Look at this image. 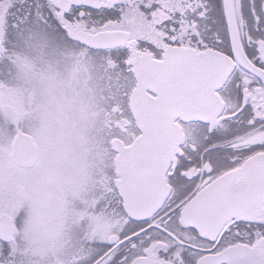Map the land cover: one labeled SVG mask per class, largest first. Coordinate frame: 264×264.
<instances>
[{
    "label": "snow or ice",
    "instance_id": "6c2138e0",
    "mask_svg": "<svg viewBox=\"0 0 264 264\" xmlns=\"http://www.w3.org/2000/svg\"><path fill=\"white\" fill-rule=\"evenodd\" d=\"M132 12L156 43L121 35ZM0 32L96 52L117 79L143 82L146 123L126 142L128 196L157 182L172 191L146 216L129 215L123 195L113 200L119 242L95 241L87 264H133L153 241L160 264H264L219 257L264 240V0H0Z\"/></svg>",
    "mask_w": 264,
    "mask_h": 264
},
{
    "label": "rangeland",
    "instance_id": "374dc122",
    "mask_svg": "<svg viewBox=\"0 0 264 264\" xmlns=\"http://www.w3.org/2000/svg\"><path fill=\"white\" fill-rule=\"evenodd\" d=\"M20 40L21 50L26 53V39ZM38 50L33 43L28 49L30 58L14 60L11 68L16 73L10 72L9 87L0 85V115L7 118L5 123L18 124L39 147L35 167H16L8 156L9 127L0 120V206L15 202L9 209L14 213L23 199L51 205L57 199L54 192L58 187L63 191L61 200L83 199L90 172H100L94 141L101 140L106 132L105 120L99 115L103 103L99 91L106 87L103 67L112 68L113 64L99 54L83 51L70 56L69 62L61 64L64 68L57 67V72L51 73L41 69L47 61L36 56L32 59Z\"/></svg>",
    "mask_w": 264,
    "mask_h": 264
},
{
    "label": "flooded vegetation",
    "instance_id": "af4514ba",
    "mask_svg": "<svg viewBox=\"0 0 264 264\" xmlns=\"http://www.w3.org/2000/svg\"><path fill=\"white\" fill-rule=\"evenodd\" d=\"M165 2L166 0H162V3ZM119 28L121 35L157 42L150 22L138 12L126 14L121 19ZM20 39L9 41L0 32V71L5 63L11 64L17 58L27 59L21 50L22 41L20 51L16 48ZM84 51L88 55L96 53L87 49ZM16 52L20 55H16ZM71 53L69 56L73 57L74 52ZM109 61L113 64L112 60ZM133 84L134 80L127 84L123 83L119 90L121 93L119 102L112 106V117L106 121L109 134L104 138L102 152L97 156L98 161L95 159L100 172H97L98 175L92 174V171L89 173L90 184L87 183L83 199L61 200L59 197L63 191L58 190V187L54 192L57 199L53 200L51 205L49 203L38 205L36 201L23 199L18 203L15 213L9 210L11 203L15 202L7 201L4 208L0 206V215L7 213L14 224L13 240L10 242L0 240V255L7 254L5 264H87L95 241L119 242L118 232L123 227V217L118 219L114 209L109 207L120 195L116 182L121 180L120 175L115 173L116 152L112 150L111 142L118 140L126 146L130 129L137 126L128 101ZM8 156L10 159V154ZM163 183L167 196L172 189L166 182ZM74 193L73 190V195ZM182 222H190L186 213L182 216ZM19 237L21 243L18 242ZM158 246L159 242L153 241L143 248L142 254L137 256L133 264H160L157 257ZM237 253L256 255L259 259H264V240H257L250 247L245 244L226 248L219 257L227 259Z\"/></svg>",
    "mask_w": 264,
    "mask_h": 264
},
{
    "label": "water",
    "instance_id": "95a60500",
    "mask_svg": "<svg viewBox=\"0 0 264 264\" xmlns=\"http://www.w3.org/2000/svg\"><path fill=\"white\" fill-rule=\"evenodd\" d=\"M79 37V34L73 33ZM88 44H95L93 39L87 40ZM143 82L136 84L129 95V108L135 119L136 125L143 127L146 123L145 114L141 107L142 97L140 90ZM152 127L167 133L168 128L160 121H153ZM111 147L116 152L115 173L120 175L121 180L116 182L118 192L124 196L125 208L129 215L146 216L152 214L161 204L166 192L164 183L157 182L148 189V194L135 199L128 196V183L125 175V158L128 148L118 140L111 142ZM11 162L18 168L30 169L37 165L39 148L34 138L21 129H16L10 144ZM14 224L12 218L7 213L0 215V240L10 242L13 240Z\"/></svg>",
    "mask_w": 264,
    "mask_h": 264
},
{
    "label": "bare ground",
    "instance_id": "6f19581e",
    "mask_svg": "<svg viewBox=\"0 0 264 264\" xmlns=\"http://www.w3.org/2000/svg\"><path fill=\"white\" fill-rule=\"evenodd\" d=\"M26 40H30V42L35 41L37 39L31 37V36H27L24 37ZM28 41H25V47H26V43ZM58 45H64V43L62 42L61 44ZM28 46L25 48L26 53H24L27 58H30L29 56H31V54L29 55V51H28ZM43 50L39 49L38 52L36 51L35 56L40 59L43 55ZM87 57L89 58V56L87 55ZM90 66L86 67L89 68ZM41 69H43L44 71H49L51 73H55L57 72V67L54 66L53 63H47L45 62L42 66ZM51 75V74H50ZM103 80H104V84L107 87H104V90L101 89L99 91V93L103 94V103L101 104V106H99V115H102V118L105 120V126L103 128L106 129V132H104V136L103 138H101V140L99 139L98 141H94V143H96V152L98 155L101 154L102 152V143L104 141V138L108 136L109 134V130L108 127L106 126V118L105 116L108 118L112 117V106L114 105V103L119 102V98L121 97V93H120V89L123 87V81L117 79V74L114 71V67L112 68H107L106 66L103 67ZM98 90V89H97ZM105 112V115H104ZM102 113V114H101ZM97 114V113H96ZM18 128L20 129V126L17 124ZM27 133V132H26Z\"/></svg>",
    "mask_w": 264,
    "mask_h": 264
},
{
    "label": "trees",
    "instance_id": "16d2710c",
    "mask_svg": "<svg viewBox=\"0 0 264 264\" xmlns=\"http://www.w3.org/2000/svg\"><path fill=\"white\" fill-rule=\"evenodd\" d=\"M26 41H28L27 42L28 48L31 47L32 44L34 43L35 45H37L38 49H42L44 52H43V55L41 58L44 61L52 62L54 64V66L59 67V69H61L62 67L64 68V66L61 64H65V63L69 62V60L72 59L70 56H68L66 54L74 52L73 53L74 55H80L84 51V49L77 47L75 45H68L66 43L64 45H58V44L62 43L60 41H47L46 42L43 40H35V41L30 42V40H28V39ZM20 44H21V40L19 41L18 44H16V46H17L16 48L18 51H20V48H21ZM35 53L36 52H34V54ZM32 59L33 60L35 59V55L33 56ZM11 71L13 73H16V71H14L13 68H11V64L5 63L3 65V67L1 68V71H0V85L1 86H5L6 88L9 87L10 83H8V80H10V72ZM0 111H1V109H0ZM6 119L7 118L3 119L2 115H0L1 122L4 124L5 127H6V125L9 127V133L7 135V138H6V140L8 141L12 137V135L14 134V130L16 129V127L13 125V123L11 121H7L5 123Z\"/></svg>",
    "mask_w": 264,
    "mask_h": 264
}]
</instances>
